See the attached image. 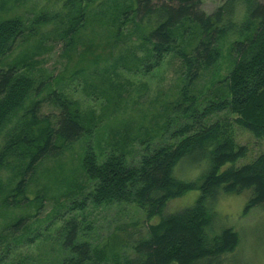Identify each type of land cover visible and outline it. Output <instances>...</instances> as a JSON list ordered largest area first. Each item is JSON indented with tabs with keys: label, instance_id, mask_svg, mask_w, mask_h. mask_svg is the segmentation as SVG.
<instances>
[{
	"label": "trees",
	"instance_id": "trees-1",
	"mask_svg": "<svg viewBox=\"0 0 264 264\" xmlns=\"http://www.w3.org/2000/svg\"><path fill=\"white\" fill-rule=\"evenodd\" d=\"M53 21L63 27L68 55L76 48L77 34L86 28L93 32L101 24L107 29L109 49L138 34L145 59L131 49L125 51L140 63L143 73L174 56L183 76L181 100L175 106L181 112L179 123L168 116L158 141L139 136L141 146L135 154L132 151L133 157L115 147L100 161L96 146H86L80 166L89 186L79 185L65 204L56 200L48 216L60 223L56 234L49 236L58 246L55 264L228 263L239 236L233 228L218 225L214 203L244 194L243 213L264 206V151L237 166L247 148L233 134V125H238L253 137L264 138V3L224 0L207 13L202 0H63L58 11H42L33 21L0 20V60L18 40L27 42L38 35V25ZM223 57L230 62L222 88L213 98L199 101L192 93L195 83ZM25 67L28 61L0 66V206L4 212H15L7 226L15 232L23 231L26 220L43 209L45 191L28 195L38 164L59 157L94 124L86 120L77 102L55 90L47 95L58 114L54 119L40 115L39 96L46 83ZM183 164L197 173L182 177ZM6 170L11 174L4 178ZM192 191H197L196 197L184 206L173 204ZM113 205L141 211L145 232L122 238L118 232L125 228L116 226L106 240L92 237L93 220L88 219L87 208ZM27 207L34 208L31 215L16 213Z\"/></svg>",
	"mask_w": 264,
	"mask_h": 264
},
{
	"label": "rangeland",
	"instance_id": "rangeland-1",
	"mask_svg": "<svg viewBox=\"0 0 264 264\" xmlns=\"http://www.w3.org/2000/svg\"><path fill=\"white\" fill-rule=\"evenodd\" d=\"M223 1L202 0V9L211 13ZM259 1L264 3V0ZM62 2L63 0H0V20L21 17L25 22L33 21L42 11H58ZM56 22L38 25V35L30 37L27 42L18 40L14 50L0 60V66L7 67L28 61L25 70L46 83L39 96L43 100L40 115L54 119L58 114V107L48 100L47 95L50 90H55L77 102L86 120L94 124L90 133H84L59 157L44 160L36 167L29 182L28 195L33 197L36 191H45L46 198L39 214L26 220L23 231L15 232L12 228H7L15 219V212H4L5 209L0 206V234L5 237L0 235V264L56 263L58 246L49 236L56 234L60 223L49 221L48 216L53 214L56 200L62 199L64 203L71 192L79 189V185L89 186L80 166L86 146H96L99 161L102 154L115 147H121L132 156L140 149L139 136L145 135L146 139L158 141L165 119L170 116L178 120L181 113L175 107L178 100H181L183 86L177 58L168 56L158 68L143 73L140 63L127 57L128 53L125 51V48L131 49L137 58L145 59L138 34L131 36L125 44L109 49L107 29L101 24L95 26L93 32L92 28H86L85 32L77 34L76 48L68 55V45L65 44V37L61 36L63 27L56 26ZM227 46L226 42L223 46L224 55ZM110 51L112 55L109 54ZM119 55L122 59L116 61ZM122 60L127 61V64H120ZM228 62V58L223 57L215 68L204 73L195 83L192 93L197 95L199 101L213 98L215 90L222 88L229 70ZM233 134L236 142L247 148L246 156L236 162L237 166L250 162L264 151V138H255L238 125H233ZM181 166L185 168L179 171L182 177H192L197 173L196 169L189 168L186 164ZM9 174L11 171L6 170L2 177ZM196 195L197 191H192L173 204L184 206ZM245 202L244 194L230 195L220 198L213 205L218 225L233 228L239 236V244L229 254L226 264H264V206H257L245 214ZM33 211V207H27L16 213L31 215ZM86 215L89 220H93L94 230L92 229L91 235L96 236L97 240H106L116 226L125 228L118 232L122 238H127V233L136 237L138 231L145 232L143 214L131 205L89 206ZM135 220L138 223L134 224ZM12 234L15 236L12 237ZM50 244H54V249L50 248Z\"/></svg>",
	"mask_w": 264,
	"mask_h": 264
}]
</instances>
